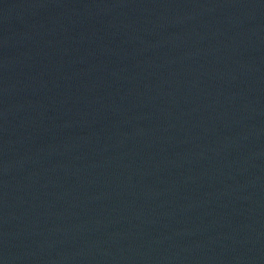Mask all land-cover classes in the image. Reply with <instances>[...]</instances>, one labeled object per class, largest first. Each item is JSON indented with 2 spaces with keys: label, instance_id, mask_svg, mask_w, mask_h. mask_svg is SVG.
Returning a JSON list of instances; mask_svg holds the SVG:
<instances>
[{
  "label": "water",
  "instance_id": "water-1",
  "mask_svg": "<svg viewBox=\"0 0 264 264\" xmlns=\"http://www.w3.org/2000/svg\"><path fill=\"white\" fill-rule=\"evenodd\" d=\"M0 264H264V0H0Z\"/></svg>",
  "mask_w": 264,
  "mask_h": 264
}]
</instances>
